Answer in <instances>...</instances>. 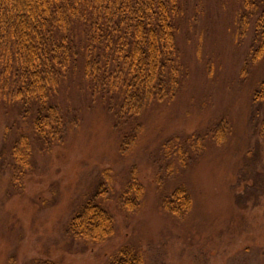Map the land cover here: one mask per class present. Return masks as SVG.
Listing matches in <instances>:
<instances>
[{
	"label": "trees",
	"instance_id": "trees-1",
	"mask_svg": "<svg viewBox=\"0 0 264 264\" xmlns=\"http://www.w3.org/2000/svg\"><path fill=\"white\" fill-rule=\"evenodd\" d=\"M220 1L224 8L234 6L231 26H237V42L251 38L242 79L253 67L261 73L264 0ZM190 20L189 0H0V108L7 118L14 115L0 150V169L9 172L14 187L24 188L37 169V155L52 153L78 131L80 111L62 99L73 88L82 91L90 111L111 117L120 154L132 155L145 135L147 114L174 102L187 86L190 69L179 35ZM252 98L264 153V72ZM232 136L233 124L224 116L205 132L176 134L148 153L163 211L181 222L188 219L194 201L181 180L184 171L206 154L208 143L223 148ZM251 162L245 166L249 174L256 172L255 181L247 188L258 192L263 172ZM97 178L65 228L90 246L117 234V219L107 203L133 217L147 191L136 164L121 181L110 167ZM174 178L178 181L171 188ZM247 196L252 198L250 192ZM30 264L58 263L38 258ZM106 264H146V258L140 245L127 241Z\"/></svg>",
	"mask_w": 264,
	"mask_h": 264
},
{
	"label": "rangeland",
	"instance_id": "rangeland-1",
	"mask_svg": "<svg viewBox=\"0 0 264 264\" xmlns=\"http://www.w3.org/2000/svg\"><path fill=\"white\" fill-rule=\"evenodd\" d=\"M189 1L192 20L179 35L190 69L187 86L174 102L147 114L145 135L132 155L120 154L111 117L90 111L82 91L73 88L62 99L80 111L78 131L52 153L37 155V169L22 189L0 169V264H30L38 258L106 264L127 241L142 247L146 264H264V153L252 98L264 69L259 73L253 67L247 79L240 75L251 38L237 42L233 4L224 8L220 0ZM224 116L233 124L231 142L223 148L208 143L206 154L184 171L181 180L194 203L188 219L178 221L160 206L148 153L176 134L205 132ZM12 119L0 108V150ZM250 162L263 172L258 192L247 188L256 174L246 169ZM134 164L147 190L140 213L128 217L107 203L117 219L113 239L90 246L67 235L66 225L96 187L100 171L110 167L121 181ZM177 181L169 182L171 188ZM248 192L251 199H246Z\"/></svg>",
	"mask_w": 264,
	"mask_h": 264
}]
</instances>
